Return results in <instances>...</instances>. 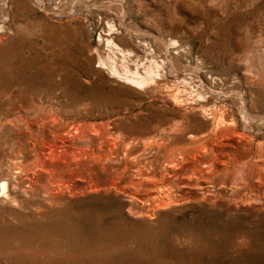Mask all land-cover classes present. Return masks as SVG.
<instances>
[{
	"label": "rangeland",
	"instance_id": "374dc122",
	"mask_svg": "<svg viewBox=\"0 0 264 264\" xmlns=\"http://www.w3.org/2000/svg\"><path fill=\"white\" fill-rule=\"evenodd\" d=\"M1 178L0 264H264V0H0Z\"/></svg>",
	"mask_w": 264,
	"mask_h": 264
},
{
	"label": "bare ground",
	"instance_id": "6f19581e",
	"mask_svg": "<svg viewBox=\"0 0 264 264\" xmlns=\"http://www.w3.org/2000/svg\"><path fill=\"white\" fill-rule=\"evenodd\" d=\"M109 37H103L106 40V46L108 49V54H101L99 50L98 52V67H102L106 69L110 76L116 78L119 81H122L128 85H131L137 89H147L148 87L159 83V79L166 77L168 73L179 75L180 73L199 75V71L191 68L188 65H183L180 62L179 58L172 54V48H176L179 45L177 40L171 39L169 43L162 42V50L166 54L163 58L158 59L154 55H150L145 57L143 60H137V54L135 49H127L123 47L118 41H116L113 33L118 28L115 24L109 23ZM129 31V30H128ZM117 33V32H116ZM146 44L145 42H143ZM154 50V49H152ZM175 54H179V51L173 52ZM169 64L170 69H167L166 66ZM200 76V75H199ZM200 81L204 82L205 80L200 77ZM183 83H187L188 80L183 78L181 80ZM181 87V86H180ZM172 88V87H171ZM170 89V86H168ZM208 90H210L207 87ZM180 92L178 89L173 91L174 101L177 103L180 101ZM238 102L241 106V112L248 122L251 119H258L256 117H252L250 113L246 110V101L243 99L242 94L238 93ZM261 119V118H260ZM193 135V134H192ZM9 181L7 178L0 179V192H2L1 196L8 192Z\"/></svg>",
	"mask_w": 264,
	"mask_h": 264
}]
</instances>
